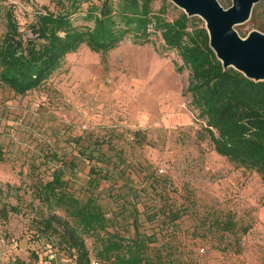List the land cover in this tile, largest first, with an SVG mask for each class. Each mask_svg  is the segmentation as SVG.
Segmentation results:
<instances>
[{
	"label": "rangeland",
	"instance_id": "rangeland-1",
	"mask_svg": "<svg viewBox=\"0 0 264 264\" xmlns=\"http://www.w3.org/2000/svg\"><path fill=\"white\" fill-rule=\"evenodd\" d=\"M99 1L83 4L73 24L92 27L84 17ZM170 4L174 19L183 11ZM46 8L54 10L48 0H0V43L6 13L26 39ZM235 30L241 38L264 34L250 19ZM160 45L126 39L106 54L81 46L23 97L0 84V264H74L73 251L41 230L51 214L77 229L99 264H138L135 241L151 264H264V181L214 152L185 92L189 72ZM56 170L61 193L99 208L93 229L67 203L51 200L50 209L39 200ZM167 205L179 214L172 226L163 220ZM227 212L249 226L239 247L211 230Z\"/></svg>",
	"mask_w": 264,
	"mask_h": 264
},
{
	"label": "trees",
	"instance_id": "trees-1",
	"mask_svg": "<svg viewBox=\"0 0 264 264\" xmlns=\"http://www.w3.org/2000/svg\"><path fill=\"white\" fill-rule=\"evenodd\" d=\"M48 2L54 10L46 8L37 15L32 26L33 38L22 39L13 16L6 13L7 32L0 43L2 86L23 97L44 85L61 68L64 58L81 46L106 54L126 39L143 46L158 38L161 49L175 52L189 72L185 92L214 152L239 167L254 171L264 181V82L251 81L232 68L224 70L209 47L201 20L187 17L183 12L174 19L167 18L171 4L166 0H160L158 9L155 0H101L99 6L90 5L86 10L84 20L92 22L93 26H75L72 18L90 0ZM254 7L250 20L264 31L259 12L264 0ZM97 173L95 168H90V174ZM61 175V170L54 171L52 180L38 189L42 196L39 200L47 202L50 209L51 200L67 203L72 208L69 215L80 218L83 228L93 229V224L102 218L99 208L91 201L80 206L76 199L61 193L58 190L62 185ZM165 208L163 220L172 226L179 214L170 205ZM211 225L215 235L232 236L237 247L240 236L249 230V226L238 224L230 212L212 219ZM40 227L42 232L50 233L73 251L74 264L91 263L83 238L68 221L51 214L41 220ZM135 244L142 256L138 264L140 261L151 264L147 257L144 260L140 242L135 241Z\"/></svg>",
	"mask_w": 264,
	"mask_h": 264
},
{
	"label": "water",
	"instance_id": "water-1",
	"mask_svg": "<svg viewBox=\"0 0 264 264\" xmlns=\"http://www.w3.org/2000/svg\"><path fill=\"white\" fill-rule=\"evenodd\" d=\"M166 1L204 22L209 47L224 70L232 68L251 81L264 82V34L254 30L241 38L235 30L249 21L261 0H231L227 9L217 0Z\"/></svg>",
	"mask_w": 264,
	"mask_h": 264
},
{
	"label": "built area",
	"instance_id": "built-area-1",
	"mask_svg": "<svg viewBox=\"0 0 264 264\" xmlns=\"http://www.w3.org/2000/svg\"><path fill=\"white\" fill-rule=\"evenodd\" d=\"M160 172H162V171L160 170ZM201 251H203V250H201ZM90 264H99V263L98 262H95V261H91Z\"/></svg>",
	"mask_w": 264,
	"mask_h": 264
}]
</instances>
